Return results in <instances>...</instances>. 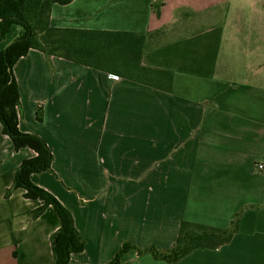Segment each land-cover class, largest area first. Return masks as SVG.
Here are the masks:
<instances>
[{
    "label": "crops",
    "instance_id": "0c3cea01",
    "mask_svg": "<svg viewBox=\"0 0 264 264\" xmlns=\"http://www.w3.org/2000/svg\"><path fill=\"white\" fill-rule=\"evenodd\" d=\"M51 26L142 34V64L174 77L168 93L63 58L50 63L38 50L14 66L19 128L54 157L53 173L32 182L72 213L85 243L70 264H107L126 242L171 250L183 222L227 229L243 208L230 244L176 264H264V0H74L53 6ZM20 31L13 26L0 52ZM34 156L15 151L0 122V264L54 260V208L31 221L41 202L22 189L5 197ZM122 261L170 264L135 251Z\"/></svg>",
    "mask_w": 264,
    "mask_h": 264
},
{
    "label": "trees",
    "instance_id": "16d2710c",
    "mask_svg": "<svg viewBox=\"0 0 264 264\" xmlns=\"http://www.w3.org/2000/svg\"><path fill=\"white\" fill-rule=\"evenodd\" d=\"M74 0H0V41L21 27L18 37L0 52V122L3 133L10 137L15 151L30 149L35 153L17 169L13 185L6 191V199L22 189L28 200L39 201L40 207L31 213V221L42 216L49 207L58 214L61 226L51 237L54 260L52 264H70L73 254L84 251L85 243L76 230L72 213L56 197L32 182L33 174L53 173V154L46 141L38 135L23 133L19 128L20 91L14 66L30 50L116 75L122 79L172 92L174 77L170 71L145 67L142 57L146 36L128 32L59 29L51 26L55 4L68 5ZM38 121L43 120V109L38 108ZM250 208V207H248ZM241 209L232 225L219 229L191 222H183L176 246L171 250L155 247L140 248L126 242L116 257L107 264H124L122 257L135 251L139 256L151 254L155 259L176 264L198 249L217 250L227 246L239 232ZM21 238H16V245ZM16 255V253H15Z\"/></svg>",
    "mask_w": 264,
    "mask_h": 264
},
{
    "label": "built area",
    "instance_id": "2783aa9c",
    "mask_svg": "<svg viewBox=\"0 0 264 264\" xmlns=\"http://www.w3.org/2000/svg\"><path fill=\"white\" fill-rule=\"evenodd\" d=\"M114 78H115V79H118V77H114ZM257 169H258L259 171L263 172V171H264V162L259 163V164L257 165Z\"/></svg>",
    "mask_w": 264,
    "mask_h": 264
}]
</instances>
